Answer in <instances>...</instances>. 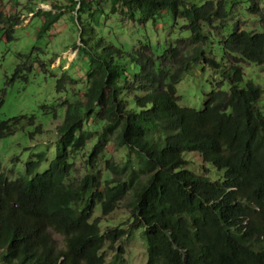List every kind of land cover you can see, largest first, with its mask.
<instances>
[{"label": "trees", "instance_id": "16d2710c", "mask_svg": "<svg viewBox=\"0 0 264 264\" xmlns=\"http://www.w3.org/2000/svg\"><path fill=\"white\" fill-rule=\"evenodd\" d=\"M67 2L57 13L36 12L44 17L37 37L64 13L81 34L99 27L102 16L145 27L168 12L172 26L188 33L193 49L185 54L169 40L162 46L148 36L136 54L113 40L97 50L82 38L72 45L85 57L86 89L83 100L64 104L48 167L37 173L46 155L34 154L24 173L10 180L0 165V264H125L118 243L139 229L145 264H264V114L256 106L262 90L253 83L239 87L243 71L237 61L264 64V32L234 28L220 37L226 63L233 61L206 94L203 108L195 110L177 104L175 86L199 64L221 69L206 54L210 43L203 26L213 19L226 26L222 0L203 6L185 0ZM250 11L259 8L254 3ZM19 24L17 17L0 12L6 40ZM22 68L16 67L11 80ZM66 77L56 81V92L64 89ZM223 81L228 91L220 89ZM20 119L0 120V139L14 134ZM39 131L38 125L29 137ZM94 138L88 167H96L108 143L130 155L120 163L105 159L96 172L74 178L72 157ZM191 152L221 171L222 181L185 169L184 154ZM122 202L128 226L102 228L96 207L105 217ZM50 232L62 238L61 248ZM105 249L111 252L108 261Z\"/></svg>", "mask_w": 264, "mask_h": 264}, {"label": "rangeland", "instance_id": "374dc122", "mask_svg": "<svg viewBox=\"0 0 264 264\" xmlns=\"http://www.w3.org/2000/svg\"><path fill=\"white\" fill-rule=\"evenodd\" d=\"M185 1L203 6L206 2H212L214 5L218 0ZM222 2L226 13V26L221 28L220 22L214 19L212 24L203 26V31L210 43L205 46L209 47L206 54L222 65L221 69L215 72L199 64L183 76L175 86L177 104L180 107L201 110L206 101V94L215 89V84L222 80L221 72L233 61L227 59L229 63H226L219 43L221 36H228L234 28L247 32H264V22L261 20V14L264 15V0H222ZM254 3L258 6L259 12L253 14L250 10ZM68 4L67 0H0L1 14L15 16L20 23L13 28L12 39L9 40H6L3 29H0V120L21 118L16 124L17 126L20 123L14 134L0 139V165L10 180L24 173L25 164L34 154L46 155L37 173L43 172L48 167L58 145L56 128L64 117L65 102L84 98L85 57L78 55L77 50L74 51L72 46L74 43L79 45L82 43V38L91 50H97L100 46H111L110 40H113L115 44H122L129 54H136L144 36H148L152 43L159 41L162 46L169 40L172 47L177 46L185 54L193 49L188 33L180 34L177 28L172 26L173 20L168 12H163L162 18L158 19L155 25L149 22L145 27L125 19L118 23L120 21L113 16L106 19L102 16L99 19V25L101 24L99 27L94 24L91 31L86 27L81 34L76 25L70 22V13H64L47 32L37 37L44 17L42 13L36 12L57 13L60 8ZM178 23L184 24L183 21ZM5 26L3 24L2 27ZM237 61L243 71V81L239 87H244L246 83H253L261 88V98L256 106L264 114V64L254 65ZM20 64L23 68L18 77L11 80L14 70ZM63 75L67 76L64 89L56 92V81ZM68 76L73 80V84L68 81ZM220 89L228 91L227 81H223ZM130 106L128 104V107ZM30 117L33 118L34 125L31 124ZM38 125L41 126V131L30 138L29 133L33 132ZM91 130L95 131L93 128ZM95 140L96 138L84 151L72 157L74 178L96 172L102 168L105 159L120 163L126 161L130 155L125 148L117 149L112 143H108L96 167H88L85 164L87 153ZM184 160L187 163L185 169L198 175H205L211 181H222L223 173L214 170L210 164L204 163L199 154L185 153ZM94 217L101 218L102 228H112L119 224L126 227L129 211L126 203L122 202L111 214L101 217L97 206ZM50 233L56 246L61 248L62 238ZM140 233V229L136 230L118 243L124 249L125 264H145L146 248ZM103 253L105 260L108 261L111 258V252L105 249Z\"/></svg>", "mask_w": 264, "mask_h": 264}]
</instances>
